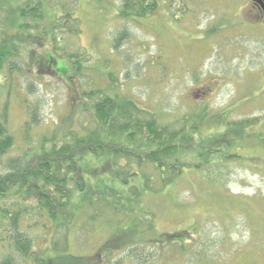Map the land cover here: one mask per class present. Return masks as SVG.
I'll use <instances>...</instances> for the list:
<instances>
[{"label":"rangeland","instance_id":"374dc122","mask_svg":"<svg viewBox=\"0 0 264 264\" xmlns=\"http://www.w3.org/2000/svg\"><path fill=\"white\" fill-rule=\"evenodd\" d=\"M21 1L0 0V7L6 9ZM156 2L154 13L122 20L120 0H77V36L58 31L54 43L50 29V39L43 45L17 44L20 57L15 62L23 71L8 69L9 64L0 70V104L7 106V127L15 138L7 154L15 155L30 142L36 147L40 139L52 135L59 138L66 129L83 130L89 116L88 111L76 113L81 92L89 87L106 89L110 83L117 84L115 92L156 114L164 124L190 111L200 113L203 106L210 114L224 111L231 120L254 118L233 147L240 159L218 160L142 199L157 212L156 231L189 230L190 238L196 236L194 242L186 243L190 256L181 255L170 244L157 250L142 247L137 260L142 264L152 258L157 264H206L208 260V264H264V22L247 16L248 0ZM46 11L49 24L52 10L46 6ZM8 22L3 17L1 33L7 31ZM123 29L127 38L115 47ZM74 49L85 56L70 57L68 53ZM34 107L35 120L30 130H24ZM222 131L213 124L203 126L200 135L194 136L220 137ZM229 141L225 137L224 142ZM186 160L198 163L200 159L190 153ZM96 161L101 165L104 159ZM209 176L215 178V184L204 182ZM108 218L104 214L98 219L95 231L102 236L93 241L101 240L105 232L110 236L115 232ZM29 234L43 256L52 255L55 240L61 249L66 246L48 221L41 229L32 227ZM84 239L73 243L68 236V249L89 252L95 243L89 242L90 236ZM115 254L112 262L121 259L130 264L124 259L127 251Z\"/></svg>","mask_w":264,"mask_h":264},{"label":"trees","instance_id":"16d2710c","mask_svg":"<svg viewBox=\"0 0 264 264\" xmlns=\"http://www.w3.org/2000/svg\"><path fill=\"white\" fill-rule=\"evenodd\" d=\"M52 1L23 0L6 9L0 7V13H4L0 16L2 21L3 17L11 21L7 31L0 32V70L9 64L8 69L23 71L21 64L15 62L20 57L17 44L43 45L50 39V29L54 43L58 31L79 34V20L74 15L77 0H54L55 4ZM46 6L53 16L49 24ZM156 7V0H120L118 15L122 20L145 17L154 13ZM9 17L21 21L17 23ZM124 38L127 33L123 29L114 46ZM68 54L85 56V52L76 49ZM76 68L81 69L79 64ZM116 88V83L108 84L106 89L85 88L76 113L88 111L87 127L85 124L81 131L66 129L59 138L52 135L40 139L33 148L28 138L26 143L30 144L15 155L7 154L15 138L7 127V106L0 104V264H123L121 259L112 260L115 253L124 251V259H129L130 264H142L137 260L140 248L157 250L170 244L181 255L190 256L186 243L194 242L196 236L190 238L189 230L156 231L157 212L144 205L142 199L161 193L177 180L218 160L240 159L233 147H237L242 129L256 119L231 120L224 111L210 114L203 106L200 113L190 111L164 124L156 114L115 92ZM36 110L34 107L27 116L24 130H30ZM213 124L223 129L221 138H195L203 126L211 128ZM225 137L229 144L224 142ZM190 153L200 159L198 163L186 160ZM101 159L104 162L97 165L96 160ZM214 179L209 176L204 182L215 184ZM104 214L109 216L107 223L115 225V232L111 236L105 232V237L93 241V237L102 236L95 227ZM47 221L55 233L63 236L66 246L61 249L55 240L51 244L52 255L43 256L36 251L29 231L35 226L46 227ZM68 236L73 243L90 236L89 242L95 244L90 245V253L73 252L67 246ZM147 262L143 264L158 263L153 258ZM202 263L205 262L199 264Z\"/></svg>","mask_w":264,"mask_h":264},{"label":"flooded vegetation","instance_id":"af4514ba","mask_svg":"<svg viewBox=\"0 0 264 264\" xmlns=\"http://www.w3.org/2000/svg\"><path fill=\"white\" fill-rule=\"evenodd\" d=\"M247 16L256 17V21L264 22V0H248Z\"/></svg>","mask_w":264,"mask_h":264}]
</instances>
